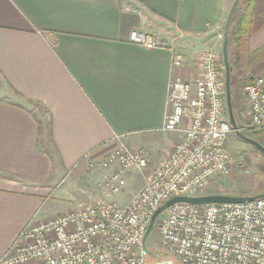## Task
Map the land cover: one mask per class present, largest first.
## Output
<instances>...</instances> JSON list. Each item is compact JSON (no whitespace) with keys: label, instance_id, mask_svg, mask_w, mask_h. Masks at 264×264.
<instances>
[{"label":"crops","instance_id":"1","mask_svg":"<svg viewBox=\"0 0 264 264\" xmlns=\"http://www.w3.org/2000/svg\"><path fill=\"white\" fill-rule=\"evenodd\" d=\"M235 1L0 0V259L68 175L93 203L125 205L146 184L183 137L163 131L171 83L198 77ZM134 31L163 44L138 46ZM239 64L264 75V26L243 41ZM121 142L150 169L125 172V192L108 198L115 168L86 164Z\"/></svg>","mask_w":264,"mask_h":264},{"label":"built area","instance_id":"2","mask_svg":"<svg viewBox=\"0 0 264 264\" xmlns=\"http://www.w3.org/2000/svg\"><path fill=\"white\" fill-rule=\"evenodd\" d=\"M131 41L147 49L163 44L138 31L131 33ZM182 63L178 56L175 65ZM225 84L221 57L201 54L198 77L193 82L175 79L168 95L172 112L163 131L180 133L182 140L131 200L125 205L100 200L52 218L35 216L0 264H264V198L243 204H175L158 218L149 240V249L161 256L156 263L143 246L159 208L175 197L199 196L231 163L227 140L233 129ZM244 95L251 126L264 130V75L254 78ZM150 163L143 151L121 142L86 168H115L104 182L110 198L125 192V172L145 171Z\"/></svg>","mask_w":264,"mask_h":264},{"label":"rangeland","instance_id":"3","mask_svg":"<svg viewBox=\"0 0 264 264\" xmlns=\"http://www.w3.org/2000/svg\"><path fill=\"white\" fill-rule=\"evenodd\" d=\"M248 2V0H240L229 30L228 53L232 76V100L236 122L241 133L264 146V130L255 129L251 126L249 109L244 95L245 88L257 76L251 77L249 75L246 63L244 65H238L237 63V52L238 49L242 50L243 38L236 32L240 18L248 11ZM223 43L224 33L219 35L217 47L212 46L204 50L203 53L214 52L221 57L223 62ZM227 149L231 155V163L227 170L209 180L198 192V195L206 196L213 195L210 193H217L214 195L230 194L228 196L253 197L264 193V155L254 147L240 140L234 131L228 137ZM149 169L150 167L145 172L149 171ZM154 172L151 171L149 174H153ZM73 182V177L68 175L58 183V187L53 195L54 197L43 205L39 213L43 217L42 219L45 216H47L45 217L47 219L65 214L70 212L68 211L69 209L73 210L79 205L93 203L87 196L73 190ZM65 191H69V195L63 197ZM77 204L79 205L74 207ZM153 237L155 238V235ZM149 260L156 263L152 261L151 257Z\"/></svg>","mask_w":264,"mask_h":264},{"label":"water","instance_id":"4","mask_svg":"<svg viewBox=\"0 0 264 264\" xmlns=\"http://www.w3.org/2000/svg\"><path fill=\"white\" fill-rule=\"evenodd\" d=\"M240 0H236L226 21L224 27V43H223V62L225 66V76H226V105H227V112L229 117L230 125L237 135V137L242 140L243 142L247 143L248 145L254 147L258 152L264 155V146L261 145L259 142L245 136L241 133L240 129L238 128L234 109H233V100H232V76H231V66L229 63V53H228V45H229V30L230 26L236 11V8L239 4ZM264 198V193L253 196V197H239V196H228V195H206V196H195V197H188V196H180L175 197L172 200L168 201L164 206L159 208L156 213L154 214L150 226L146 232L143 246L144 250L147 254L152 257L159 259L161 256L159 253H155L151 251L148 247L149 240L155 230V226L157 223L158 218L163 215L168 208L171 206L178 204V203H189L197 206L208 205V204H243L245 202H252L256 199Z\"/></svg>","mask_w":264,"mask_h":264},{"label":"trees","instance_id":"5","mask_svg":"<svg viewBox=\"0 0 264 264\" xmlns=\"http://www.w3.org/2000/svg\"><path fill=\"white\" fill-rule=\"evenodd\" d=\"M249 2L252 3V5H250L251 7L248 6L247 13L240 18L238 30L236 32L243 38V41L247 40L260 27L264 26V0H250ZM251 18H253V20H251ZM237 60V63L241 60V51L239 49L237 52ZM152 259V261L158 260L156 258Z\"/></svg>","mask_w":264,"mask_h":264}]
</instances>
